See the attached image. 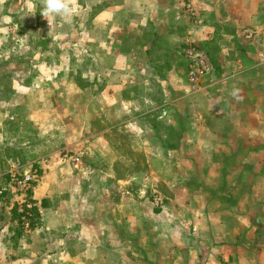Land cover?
<instances>
[{
  "label": "rangeland",
  "instance_id": "obj_1",
  "mask_svg": "<svg viewBox=\"0 0 264 264\" xmlns=\"http://www.w3.org/2000/svg\"><path fill=\"white\" fill-rule=\"evenodd\" d=\"M156 1L76 0L70 23L55 17L49 25L42 0H0V200L20 216L12 242L0 237V264L31 259L32 250L8 249L14 238L43 240L48 257L77 264H264V90L235 91L256 98L240 105L250 111L244 123H206L229 130L228 138L226 131L213 139L187 135L205 124L193 116L212 114L214 87L232 77L241 82L221 72L214 43H199L208 34L205 17L233 19V0ZM158 18L162 26L170 21L168 28L158 30ZM236 22L214 34L252 42L255 34ZM178 25L176 86L171 75L153 73L163 52L151 44ZM200 57L209 65L203 74ZM158 76L170 92L157 87ZM263 78L256 72L244 81ZM135 84L138 91L130 89ZM191 99L204 103L193 111ZM28 177L30 187L22 189ZM42 188L50 211L72 210L76 218H46L36 198ZM248 215L254 229L239 218Z\"/></svg>",
  "mask_w": 264,
  "mask_h": 264
},
{
  "label": "crops",
  "instance_id": "obj_2",
  "mask_svg": "<svg viewBox=\"0 0 264 264\" xmlns=\"http://www.w3.org/2000/svg\"><path fill=\"white\" fill-rule=\"evenodd\" d=\"M215 1L218 2V0H215ZM156 2L159 3L158 0ZM241 2L239 0H233V3H231V7L233 10V19L232 18L225 19V17H223L222 21L220 22L217 20H213L210 17H205L203 26L206 27V33L208 34L207 36H205V38L202 39L203 41L199 40L200 41L199 43L201 44L209 45V43L211 44L214 43L217 47V55H220L221 57L219 58L220 61H218L220 65H217L219 67L221 66V72L224 71L228 75L230 74L237 75L238 80L241 82H236L235 81L236 78L232 77L230 81L228 80V85L226 83L223 84L221 82L219 86L214 87V90H216V95L207 99V102L210 103V107L213 110L212 114L211 115H209L210 113L203 114L201 112L198 114L196 113L197 115L193 116V119H196V120L198 119L199 122L203 121L205 124L195 128L193 131L189 130V133H187V135L189 134L190 136H193V137H204V138L213 139L215 137H220L219 134L226 131L227 133L226 135H223V138L225 137L228 138L229 133H230L229 130L227 129L210 130L211 129L210 126H207L209 127L208 129L206 127V123L209 120H212L215 122L216 121L220 122L221 120H223L222 122H224L225 124L226 122H230V124L234 122L244 123L245 120H249L248 116L250 114V111L243 110V108L241 110L240 105L243 106L244 104H249L250 102L254 104L256 98H254L253 96H250V94L249 96H246L245 98L243 96H242L243 98H241L235 91L240 90L239 94L243 95L244 93H241V91L249 87L254 88V90H258V89H260V91L264 90V80L261 81V83H257V84L255 83L252 84L249 81H244L246 76L249 77V79L253 78V75H255L256 72H261L262 74H264V0H243ZM174 4L175 3L173 2L170 4L167 3V9H170V7L174 6ZM164 10H165V7H164ZM215 14L217 15V11ZM169 15L172 16V14H169ZM215 19H217L216 16H215ZM235 19H237V22ZM161 20H162L161 18H158L157 20L158 24L156 23L158 30L166 26L168 28V26L170 25V21H169V25H166L165 23V25L162 26V24H164V21L163 20L161 21ZM235 22L239 23L238 27L242 26V28H247V31L253 32L255 34V38L252 42L245 41L243 37L241 39L239 36H236L235 33H227L225 35L218 34V36L214 34L215 28H217V31H220L221 28H223L225 24L228 25L229 23H231L235 26ZM175 23L178 24V21L176 22V17H175L173 24ZM179 27L180 25H178L175 30L173 29L167 30L168 35H165V38L162 41L159 38L154 39L151 44L152 47H156V49L159 48L163 52V56L159 57L158 62L156 61L152 62L153 63L152 70L154 71L153 73L155 75H159V73L167 74V79H169L168 75H171V80L176 79V86L178 85L177 80L182 83V80H181L182 74L178 72L182 70L181 69L182 59L178 51V48L180 47V42H181L179 40H181V38L179 37V35L176 34V31L179 30ZM197 38L198 37H194L192 39L196 40ZM159 41L161 42V44L159 43ZM169 42H171V45H172L171 47H169V44H168ZM229 45H232L233 48L235 45L234 50L232 49L235 53L230 52L229 53V57L231 56L230 58L226 57L228 50L232 47ZM132 57H133L134 63H137L138 61H140V58L133 56V55ZM160 66H164V68H161ZM157 82L159 83V84L156 83L157 87H159L164 92L166 91L170 92L171 87L167 82L164 81L163 77L158 76ZM130 89L138 91L139 86L135 84V85H132ZM125 100L127 101L129 100L130 103L131 101H134L131 99H125ZM138 101H141V102H138L140 103V107L143 110H146L145 107L147 105L145 104L144 100L139 99ZM202 103H204L202 100L198 101L196 99H191V101L188 102V104L192 107L193 111L198 110L199 106L202 105ZM177 106H181V103H179V105ZM217 112L224 113V118H219ZM212 121H209V123ZM243 125L244 124H242V126ZM233 135L234 134L232 133L231 136ZM215 146L220 147L218 144ZM5 166L6 165H2V167H5ZM47 192H48L47 189L44 190L42 188L37 192V195H36V198L38 199V203L43 205V211H44L46 218L49 217L50 215H56L59 218H64V217L72 218L74 216L76 218V213L72 210H70L71 212L67 211L65 213L64 212L61 213L60 208L50 211L48 207L52 206L53 204L51 203L52 199L51 201H49L51 197L47 195ZM256 202H261V200L256 201ZM14 211L15 209L12 207V203H10L9 200H0V237L1 239L3 236L8 237L10 238L9 240L11 242H12L11 234L13 235V231L15 230L14 229L15 228ZM239 218L243 220L244 219L249 220L252 225L251 228L254 229L253 223H255V220L252 219L251 216L249 215L240 216ZM253 220L254 222L252 223ZM91 224L93 225V222H90L89 224H86V225L90 227ZM63 226L64 227H62V229L64 230V232L62 233H65L66 225H63ZM77 226H75V229L77 230H80L82 227V226L80 227H77ZM44 229L46 230L49 229L47 226V221L44 224ZM67 231L68 232L71 231V227H68ZM31 234L29 233V235ZM29 235L27 234L25 237H27L28 239ZM13 240H14L13 242L14 244L10 242L11 246H8V249L15 250V249L23 248L27 250H32L31 254H29L31 256V259L30 258H17L11 262H10V259H8V260H4L5 264H77V262L75 261V258H71V257L68 258V256H64L61 258H54V259L52 257H48L46 255V251H49V249L47 248L48 244L46 242L43 243V240H40L37 238L34 239V241H29V240L22 241L21 238H14ZM3 241L4 240H2L1 242L5 243ZM231 244L232 245H230V248L232 247L234 249L235 247L236 248L240 247L239 244L237 246L234 243H231ZM1 245L2 244L0 243V248H4ZM256 251L257 252L261 251L260 247H258ZM26 253H28V251ZM227 261L229 262V264H233L232 262H230V258ZM228 262H225V263L227 264Z\"/></svg>",
  "mask_w": 264,
  "mask_h": 264
},
{
  "label": "clouds",
  "instance_id": "obj_3",
  "mask_svg": "<svg viewBox=\"0 0 264 264\" xmlns=\"http://www.w3.org/2000/svg\"><path fill=\"white\" fill-rule=\"evenodd\" d=\"M76 0H42V17L46 18L50 25L52 19L59 17L64 22H71L76 13ZM27 34L25 35V37Z\"/></svg>",
  "mask_w": 264,
  "mask_h": 264
},
{
  "label": "built area",
  "instance_id": "obj_4",
  "mask_svg": "<svg viewBox=\"0 0 264 264\" xmlns=\"http://www.w3.org/2000/svg\"><path fill=\"white\" fill-rule=\"evenodd\" d=\"M195 53H191V55L193 56H196V51L194 50ZM195 54V55H194ZM198 65L196 64V67ZM199 71L201 74L203 73H206L208 72V68H209V65L207 63V60L206 59H203L202 57H200L199 59ZM190 80L192 82H196L198 80V77H197V70L195 72H192L191 75H190ZM66 159L69 160L68 156H65ZM73 162H78L79 159H71ZM7 180H9L10 182H14L16 183L18 178L15 176V175H7ZM32 181V178L31 177H28V178H25V179H22V181L20 182V185L22 184V189H28L30 186V183ZM6 194V191H3L0 187V195L3 196Z\"/></svg>",
  "mask_w": 264,
  "mask_h": 264
},
{
  "label": "trees",
  "instance_id": "obj_5",
  "mask_svg": "<svg viewBox=\"0 0 264 264\" xmlns=\"http://www.w3.org/2000/svg\"><path fill=\"white\" fill-rule=\"evenodd\" d=\"M14 216H15V218L20 217L19 215H17L16 210L14 211Z\"/></svg>",
  "mask_w": 264,
  "mask_h": 264
}]
</instances>
